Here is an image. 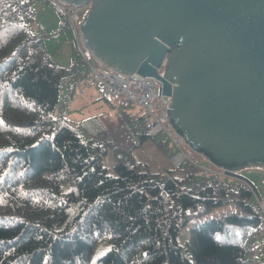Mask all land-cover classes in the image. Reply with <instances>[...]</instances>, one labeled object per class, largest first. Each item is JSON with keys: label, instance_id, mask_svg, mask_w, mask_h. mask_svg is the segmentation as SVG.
<instances>
[{"label": "trees", "instance_id": "trees-1", "mask_svg": "<svg viewBox=\"0 0 264 264\" xmlns=\"http://www.w3.org/2000/svg\"><path fill=\"white\" fill-rule=\"evenodd\" d=\"M39 2L0 0V264H94L105 239L111 248L95 264H264L263 213L240 173L210 178L191 163L180 178L181 167L152 173L133 153L155 137L144 115L127 111L86 119L85 140L64 115L73 88L54 116L67 84L78 83L77 64H56L46 36L30 30ZM63 6L77 38L73 6ZM172 182L190 202L169 191ZM231 203L236 213L179 243L192 219Z\"/></svg>", "mask_w": 264, "mask_h": 264}, {"label": "water", "instance_id": "water-1", "mask_svg": "<svg viewBox=\"0 0 264 264\" xmlns=\"http://www.w3.org/2000/svg\"><path fill=\"white\" fill-rule=\"evenodd\" d=\"M61 1L90 4L80 35L98 61L162 83L192 151L228 172L264 170V0Z\"/></svg>", "mask_w": 264, "mask_h": 264}, {"label": "rangeland", "instance_id": "rangeland-1", "mask_svg": "<svg viewBox=\"0 0 264 264\" xmlns=\"http://www.w3.org/2000/svg\"><path fill=\"white\" fill-rule=\"evenodd\" d=\"M56 1L60 3H57ZM61 4L63 5L65 3L61 0H40L36 7V17L30 26V30L33 33L46 36L48 52L56 64L66 68H70L77 64L75 72L78 75V83L74 87V79H71L67 84L62 93L60 105L54 112V116H60L64 101L67 99L69 93H71V89H75L67 108L64 109V115L76 129H80L81 135L84 136L85 140H87V136L85 135V131L82 126L83 122L88 118L104 115L106 113H110L113 117L117 118V115L121 113V111H127L130 114L137 116L143 115L144 113L137 106L124 108L116 105L111 99L105 98L98 86L93 83L88 62L98 65L99 61L85 48V46H83L84 50H81L73 31L72 24L69 23L68 17H70V15L68 13L66 15L62 14L61 10L65 12V9L61 6ZM89 10L90 4L85 7L73 6L69 8V13L74 15L78 12L83 14L85 19ZM81 89H83L84 94H80ZM165 125L169 131L174 134V130L171 128L168 121ZM158 143H163V147H160ZM183 147L185 151L191 152L195 159H199L205 168L216 171L220 170L208 162L203 156L192 151L188 146H186V144H184ZM178 153L179 149L173 144L171 138L168 135L159 134L156 138L148 140L142 146H139L134 151L133 156L136 160L147 164L152 173L164 174L166 170L176 168L174 166L173 159ZM106 162L110 172H113L114 158L112 153L111 156L106 159ZM184 169L185 166L183 165L179 170H177V177H182L181 172ZM201 172L203 173L202 170ZM240 174L243 178L251 182L252 186L256 189L259 195H264V170L251 168L241 171ZM210 178L214 177L211 176ZM168 185L169 191L174 196L179 197L182 201L190 202L191 197L183 192V188H179V186L174 182L168 183ZM184 186V188H188L191 186V183H185ZM64 189L67 191L69 189V185H65ZM237 210L236 205L231 203L192 219L187 226L181 229L178 237L179 243L181 245L187 244L190 239V232L195 226L212 219L236 213ZM255 246L256 254L254 255V258L259 260L260 246L258 243H255ZM110 248L111 244L107 239L101 240L95 249L93 263L95 264L96 261L106 254Z\"/></svg>", "mask_w": 264, "mask_h": 264}, {"label": "built area", "instance_id": "built-area-1", "mask_svg": "<svg viewBox=\"0 0 264 264\" xmlns=\"http://www.w3.org/2000/svg\"><path fill=\"white\" fill-rule=\"evenodd\" d=\"M61 6L64 7L62 4ZM65 12L68 13L66 10ZM71 20L77 30V42L82 50L84 45L81 42L80 24H82L84 16L77 12L71 17ZM88 63L91 68L92 81L98 86L103 96L124 108L139 107L147 119L149 136L157 137L159 134H163L171 138L173 144L179 149V153L173 159L176 168H180L186 163H191L202 169L203 173L208 177L237 179L232 172L205 168L199 159L193 157L191 152L185 151L183 147L185 144L184 140L175 131L174 134L169 131L165 123L169 122L168 112L172 104V97L163 96V85L159 80L145 78L138 74L125 77L114 69L108 68L100 61L98 65H94L91 62ZM81 93L83 94V91ZM244 183L254 193L264 217V195H259L252 185L245 181Z\"/></svg>", "mask_w": 264, "mask_h": 264}, {"label": "bare ground", "instance_id": "bare-ground-1", "mask_svg": "<svg viewBox=\"0 0 264 264\" xmlns=\"http://www.w3.org/2000/svg\"><path fill=\"white\" fill-rule=\"evenodd\" d=\"M160 74L163 76V70L160 71ZM155 79V78H154Z\"/></svg>", "mask_w": 264, "mask_h": 264}, {"label": "crops", "instance_id": "crops-1", "mask_svg": "<svg viewBox=\"0 0 264 264\" xmlns=\"http://www.w3.org/2000/svg\"><path fill=\"white\" fill-rule=\"evenodd\" d=\"M179 198V197H178Z\"/></svg>", "mask_w": 264, "mask_h": 264}]
</instances>
